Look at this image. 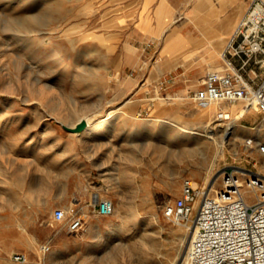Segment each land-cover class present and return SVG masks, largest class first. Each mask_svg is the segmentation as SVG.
I'll return each mask as SVG.
<instances>
[{
    "label": "rangeland",
    "instance_id": "374dc122",
    "mask_svg": "<svg viewBox=\"0 0 264 264\" xmlns=\"http://www.w3.org/2000/svg\"><path fill=\"white\" fill-rule=\"evenodd\" d=\"M124 1L0 0V230L10 237L0 240V264H15L10 257L14 243L28 255L25 264H179L183 259L189 224L173 223L162 209L180 195L185 179L204 184L196 177L201 168L205 177L216 145L202 138V150L189 152L178 164L172 161L167 175L161 166L167 165L169 153L193 146L191 139H173L180 128L203 130L212 122L208 128L218 131L219 141L225 127L213 122L212 108L198 109L187 98L209 67L201 75L199 68H161L158 41L143 50L142 39L127 38V23L117 14ZM191 3L180 0L178 16L183 12V17L175 25L190 17ZM161 9L169 15L167 7ZM140 19V28H147L148 18ZM215 59L213 68L219 53ZM166 79L176 82L164 91ZM142 100L147 107L165 101L168 107L155 117L139 115ZM124 113L145 119L141 122L149 125V134H143L142 126L126 127L118 119ZM205 114L210 120L201 118ZM85 116L90 120L86 129L101 128L78 145L79 134L63 125L72 127ZM260 118L254 111L237 118L240 138L225 140L214 171L231 164L264 173V155L244 142L255 133L264 137ZM142 142L144 151L139 150ZM123 144L128 158L139 161L145 154L133 174L144 179L138 185L150 190V198H128L116 182L124 153L118 146ZM174 171L181 175L175 177ZM89 175L115 210L108 216L89 213L85 230L70 232L67 218L55 221L52 212L74 205L66 189ZM176 187L179 193L173 192ZM48 242L42 253L40 247ZM181 246V259L175 262Z\"/></svg>",
    "mask_w": 264,
    "mask_h": 264
},
{
    "label": "built area",
    "instance_id": "2783aa9c",
    "mask_svg": "<svg viewBox=\"0 0 264 264\" xmlns=\"http://www.w3.org/2000/svg\"><path fill=\"white\" fill-rule=\"evenodd\" d=\"M219 65L208 70L202 83L187 95L198 109L215 107L213 122L227 127L229 104H239L243 117L249 110L264 122V0H250L219 55ZM163 84V82H161ZM248 145L253 137L246 139ZM264 155V143L259 144ZM96 213L108 216L113 202L94 195ZM173 223L189 224L187 249L179 264H264V173L247 167L223 165L205 184L185 179L181 193L163 209ZM55 221L67 218V229L78 231L84 219L78 209L57 207ZM49 249L41 246L42 253ZM15 264L28 255L11 254Z\"/></svg>",
    "mask_w": 264,
    "mask_h": 264
},
{
    "label": "crops",
    "instance_id": "0c3cea01",
    "mask_svg": "<svg viewBox=\"0 0 264 264\" xmlns=\"http://www.w3.org/2000/svg\"><path fill=\"white\" fill-rule=\"evenodd\" d=\"M187 1L189 3L192 1L189 6L191 13L190 17H185V21L181 25H175L176 22L183 17V12L178 16L180 0H125L124 2L118 3L119 9H117V14L122 22L127 23L125 29L127 38L130 40L142 39L140 44L141 46L143 45V50L148 48L147 44L149 42L154 40L158 41V54L159 56L162 55V58L164 59L161 68L166 71L175 69L187 71L199 68L201 75L205 68L209 67V70L213 69V66L211 65L216 60V54L222 50L226 40L232 32L231 29L234 23L239 20L242 15L243 6L248 0ZM163 6L169 9V15L165 16V10L161 9L159 11ZM140 16L148 18L147 22L149 23V26L145 29H142L139 26L141 20ZM227 23H229V27L227 30H223V25ZM149 35L160 39L163 38L164 40L161 42L158 39H151ZM174 56L175 58H173ZM175 82V80L166 79L164 81L165 86L162 88L166 91L168 88L172 87ZM182 89L183 88L180 90ZM142 101L143 102L137 107V113L139 115H143L145 112L146 115L155 117L166 111L168 107L166 101L155 106L152 104L149 107H147L144 102L145 100ZM130 102L132 101L130 100L127 103ZM211 112H214V110L210 111V113ZM208 114H205V116L201 118L206 119ZM120 118L125 120L126 127H133L132 130H136L139 126H142L143 134H145V132L149 134V125L144 124L145 122H141L145 119L139 118L136 120L129 113H124L122 116H118V119ZM84 141H86V143L88 142L87 139ZM81 142H83V140H77L78 145ZM128 149L129 148L124 144L118 146V150L124 153L119 156V165H117L118 168L116 169L119 174L116 182L120 184V189L123 193H126L128 198H150V190L147 191L144 189L145 191H143L138 185L140 182L143 183L142 181L144 179L138 180L136 176H134V174H136L134 173L136 168L143 166L145 162V154L142 153L140 160L138 159L139 161H135L134 158L131 159L132 157L128 158ZM139 150H146L144 142L140 143ZM84 162L86 161L84 160ZM203 170L204 169L201 168L196 177L200 182L204 180L202 174L204 172ZM77 182L78 183H76L75 187H70L66 190L74 202V206L78 209L84 219L83 226L76 231L80 232L85 230L86 227L84 216L89 213H96V204L93 200L94 195L103 197L102 195L104 194V191L101 187H98V183H95L90 175L85 179L80 178ZM136 186L137 189H135ZM143 187L144 186H142V189ZM173 192L179 193V188L176 187ZM65 221L66 220L60 222L63 223ZM14 238L16 240L17 236L15 235ZM6 239H10V237L2 235L0 230V240L2 241ZM46 245L49 247V242ZM23 251L21 245L14 243L12 253H24Z\"/></svg>",
    "mask_w": 264,
    "mask_h": 264
},
{
    "label": "bare ground",
    "instance_id": "6f19581e",
    "mask_svg": "<svg viewBox=\"0 0 264 264\" xmlns=\"http://www.w3.org/2000/svg\"><path fill=\"white\" fill-rule=\"evenodd\" d=\"M238 22V21H237ZM229 27V23L223 25V30H227V28ZM233 31V30H232ZM231 34V33H230ZM186 44V43H185ZM222 51V50H221ZM221 51L219 52V55L221 53ZM210 65V64H209ZM233 106H236L237 109H233ZM226 108H229L232 113H234V116L232 117V119L229 121L228 126L225 127V131H223V133H221V139L218 141L216 138V134H217V130L213 129V128H208L209 124H211L212 122H207V124L203 127V130H200L199 128H180L179 130H177L176 132H174L175 135H173L172 137H174L173 139H178L180 138V140L183 138L185 139H191L194 143L193 146L189 149V148H185V149H178V151H176L175 153H169L168 156L165 157V160L167 161V165L164 164L161 166V170L163 174L167 175V173L169 172V167H171L172 161H175V163H179L182 161L183 156L187 155L189 152L194 151V150H202V144L203 146L206 145V143H204L203 140H201L202 138H205L206 140H209L211 142H213L216 145V151L213 155V159L211 164H209V166L206 168V175L203 178V182L204 184L206 182H208V180L211 178V176L215 173L214 171V166L216 163L215 161L221 157L224 153V145L227 141V138H229V142H235L237 139L240 138V135L237 131V123L236 120L239 116H241L242 114V108L240 107L239 104H229L225 106ZM213 109L214 111L216 110L215 107H209L206 108L210 111V109ZM250 111H254V110H249ZM255 112V111H254ZM252 113V112H251ZM1 117V116H0ZM84 119L87 122V125L90 126V120L88 117H81L79 120ZM207 120H210L209 115H207L206 117ZM261 126H264V122L260 123ZM75 125V124H74ZM73 127V126H72ZM105 128H107L106 126H104ZM114 127L111 125H108V128H112ZM88 128V127H87ZM101 127H96V128H91V129H84L82 132L78 133V140H81L82 138H89L91 136H95L98 131L100 130ZM103 128V127H102ZM104 128V129H105ZM220 131V130H219ZM172 132V131H171ZM253 137V143L248 145L246 143V139H244L245 142V146H257V150L260 151L259 149V144L264 143V137L261 138V135H259L258 133H255ZM226 138V139H225ZM226 140V141H225ZM190 150V151H189ZM201 155V154H200ZM206 159V158H205ZM161 173V172H160ZM161 173V174H162ZM173 175L175 177H178V175L180 176V172L178 171H174ZM173 176V177H174ZM192 181V180H191ZM193 182V181H192ZM193 185H195L193 183ZM114 209V205L112 207V212ZM118 228V227H117ZM187 232H189V226H187ZM191 235V232H189ZM186 237V236H185ZM184 241V240H183ZM136 245V244H135ZM184 249V248H183ZM181 254H182V246L179 249V252L175 258V262L180 261L181 259ZM174 262V263H175Z\"/></svg>",
    "mask_w": 264,
    "mask_h": 264
},
{
    "label": "water",
    "instance_id": "95a60500",
    "mask_svg": "<svg viewBox=\"0 0 264 264\" xmlns=\"http://www.w3.org/2000/svg\"><path fill=\"white\" fill-rule=\"evenodd\" d=\"M63 127L72 133H80L88 127L86 120H79L73 127L63 125Z\"/></svg>",
    "mask_w": 264,
    "mask_h": 264
}]
</instances>
